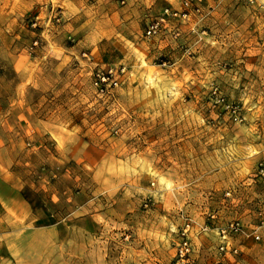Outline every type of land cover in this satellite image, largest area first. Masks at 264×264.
Instances as JSON below:
<instances>
[{"label":"rangeland","instance_id":"374dc122","mask_svg":"<svg viewBox=\"0 0 264 264\" xmlns=\"http://www.w3.org/2000/svg\"><path fill=\"white\" fill-rule=\"evenodd\" d=\"M150 2L0 0V264H175L185 218L184 264H264V0L191 45Z\"/></svg>","mask_w":264,"mask_h":264},{"label":"built area","instance_id":"2783aa9c","mask_svg":"<svg viewBox=\"0 0 264 264\" xmlns=\"http://www.w3.org/2000/svg\"><path fill=\"white\" fill-rule=\"evenodd\" d=\"M202 0H180L181 9L176 10L169 7H165L161 10V12L153 19H151L145 26L143 35L145 38H153L158 35L163 34L166 32V28L169 26L171 21L179 19L181 21H185L189 16V10H194L195 12L200 11V5ZM178 35L176 31V36ZM114 70L112 68H108L103 73H97L94 76V87L96 88V92L99 96H109L111 95V89L117 87L118 81L114 77ZM229 106H226L228 108ZM232 113L235 114L233 119L235 121L240 122L241 117L239 115V111L237 107H232ZM262 171V170H261ZM186 225L180 232L179 242L175 245V264H184L185 259L189 256L191 252V243L188 237L187 231L189 228V223L191 222L190 219L185 218ZM202 230H206L207 227H201ZM240 230L238 223H231L230 224V231L236 233ZM222 239H226V234L222 232ZM125 239L128 236L124 237ZM259 237L256 236V239ZM220 251H224V246L220 247ZM236 252V250H233Z\"/></svg>","mask_w":264,"mask_h":264},{"label":"crops","instance_id":"0c3cea01","mask_svg":"<svg viewBox=\"0 0 264 264\" xmlns=\"http://www.w3.org/2000/svg\"><path fill=\"white\" fill-rule=\"evenodd\" d=\"M154 1H157L158 4L162 5V8H160V12L163 8L170 7L171 5L178 4L179 6V0H151L150 2L151 5L153 4ZM234 9H235L234 3L230 5H226L225 0H203V6L201 11L204 14L203 17L205 18V21L202 23L197 20L195 21L187 20L185 22L182 21L185 24H182L184 26L182 25L179 26V28L177 29L178 30L177 36H181L180 38L181 41L182 38H184L186 41H188L189 45H191V42H189V40H194V36H198V38H200L205 42L207 41L208 43L218 42L217 40L220 39L221 43L225 44V42L226 41L228 42V40L231 37L229 35L230 28L232 27V25H236V22L234 21L232 22L227 19L226 13H229L231 10ZM192 16L193 15H189L187 19L191 18ZM1 183L3 184V182ZM10 204H14L15 206L17 204H20V201L19 199H13V201H10ZM136 231L141 232L142 236L147 237L149 235L148 233L150 230L148 228V224H145L143 225V227L137 229ZM140 244L141 242H139V245ZM130 249L132 250V247H130ZM143 250H145V245H143L141 250H138L136 252L143 255L144 253ZM144 260L147 261L146 258H144Z\"/></svg>","mask_w":264,"mask_h":264}]
</instances>
